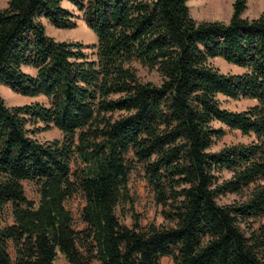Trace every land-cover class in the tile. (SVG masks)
<instances>
[{
	"label": "trees",
	"instance_id": "trees-1",
	"mask_svg": "<svg viewBox=\"0 0 264 264\" xmlns=\"http://www.w3.org/2000/svg\"><path fill=\"white\" fill-rule=\"evenodd\" d=\"M65 1L95 32V58L47 34L43 19L76 26ZM247 1L235 0L228 23L196 20L189 0L0 8V84L49 101L8 106L0 93V264H264V13L244 17ZM216 57L244 71L221 72ZM134 63L161 83L143 81ZM220 94L257 103L233 111ZM223 125L253 139L212 151ZM51 127L63 137H35ZM137 168L168 224H141L129 188ZM228 193L240 199L220 203ZM77 194L82 228L66 206Z\"/></svg>",
	"mask_w": 264,
	"mask_h": 264
},
{
	"label": "rangeland",
	"instance_id": "rangeland-1",
	"mask_svg": "<svg viewBox=\"0 0 264 264\" xmlns=\"http://www.w3.org/2000/svg\"><path fill=\"white\" fill-rule=\"evenodd\" d=\"M9 0H0V8L7 6ZM87 1V0H84ZM234 2L235 0H190L189 6L193 17L198 21H221L228 23L234 12ZM63 6L69 9L76 21V26L74 28H57L52 25L49 20L43 19L45 24L46 32L48 35L54 37L57 40L61 41H79L86 44L84 48L85 52L90 56L95 58V45L97 44V36L95 32L90 29L83 17V12L80 11L74 4L65 1ZM264 13V0H248L247 9L243 13L244 17L247 18H256ZM211 62L215 67H217L221 72L227 73H241L244 71L243 68L226 61L222 57H216L211 59ZM137 68L138 74L143 81H151L156 84L161 83V76L157 70H149L146 67H143L139 63H134ZM25 71L31 72L29 68H26ZM33 71V70H32ZM0 93L3 96L6 104L8 106L23 105L29 104L34 101H39L45 104H48V98L44 95L30 97L24 96L14 92L10 87L0 84ZM222 105L233 111L245 110L248 107L257 103L255 99L248 98H239L233 99L225 95L220 94L219 96ZM220 123H217V126H220ZM39 126H43L42 123L36 125L29 123L28 128L34 130ZM225 129L224 135L215 141L212 145V151H218L224 146L237 144L240 142H250L253 139V135L243 134L238 129H232L223 125ZM35 137L41 141H50L54 139H61L63 137L62 132L55 127H51L46 130H41L36 132ZM224 176L229 177L230 172L225 171ZM26 195L31 200H38L39 196L37 194L35 184L24 181L23 182ZM129 188L131 195L134 198L135 205L134 210L141 217V224L147 226L149 224H168V220L164 217V208L163 206L156 203L154 198V193L149 186L144 172L141 168H137L130 175L129 179ZM240 199L239 195L228 193L227 195L219 199L220 203H232ZM84 199L80 194H77L67 200L66 206L72 212L74 217L75 224L82 228L84 224L81 222V211L84 206ZM131 215V216H130ZM128 215L125 219V222L132 223V214ZM8 222H12V218H7ZM261 222L264 223V217L261 219ZM259 223H255V226H258ZM13 254V250L11 249ZM57 264H66V261L62 256L57 260ZM92 264H100L97 260L93 261ZM161 264H174L171 257H163Z\"/></svg>",
	"mask_w": 264,
	"mask_h": 264
},
{
	"label": "crops",
	"instance_id": "crops-1",
	"mask_svg": "<svg viewBox=\"0 0 264 264\" xmlns=\"http://www.w3.org/2000/svg\"><path fill=\"white\" fill-rule=\"evenodd\" d=\"M189 1H190V0H189ZM201 1H203V0H201ZM26 68H29L30 71H31V73H35V72H36V69H34V68L30 67V66H24V67H23L24 70H26ZM32 70H33V71H32Z\"/></svg>",
	"mask_w": 264,
	"mask_h": 264
}]
</instances>
